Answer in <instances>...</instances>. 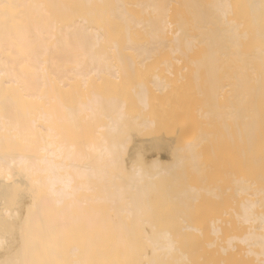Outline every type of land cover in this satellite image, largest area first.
Returning a JSON list of instances; mask_svg holds the SVG:
<instances>
[{
  "label": "bare ground",
  "instance_id": "1",
  "mask_svg": "<svg viewBox=\"0 0 264 264\" xmlns=\"http://www.w3.org/2000/svg\"><path fill=\"white\" fill-rule=\"evenodd\" d=\"M0 264H264V0H0Z\"/></svg>",
  "mask_w": 264,
  "mask_h": 264
},
{
  "label": "rangeland",
  "instance_id": "2",
  "mask_svg": "<svg viewBox=\"0 0 264 264\" xmlns=\"http://www.w3.org/2000/svg\"><path fill=\"white\" fill-rule=\"evenodd\" d=\"M199 99L202 100L201 98H199ZM196 105H197V104H195V106H196ZM194 108H195V107H194ZM194 108H193V109H194ZM195 110H197V109H194V110H191V111H193V113H194ZM188 111H189V110H188ZM191 111H189V112H190V117H191V114L193 115V113H191ZM196 112H197V113L199 112V114H200L201 110H197ZM196 112H195V113H196ZM195 113H194V117H195ZM201 113H202V112H201ZM201 115H203V113H202ZM190 117H189L188 120H190V119H191V121L193 120V123H194V125H195L194 128H195L196 126L199 127V125H201V124L203 123V122H202L201 124H199L200 122H199V119L197 118V116H196V119H193L194 117H193V118H190ZM199 118H200V116H199ZM202 118H203V117H202ZM197 119H198V120H197ZM202 120H203V119H202ZM202 120H200V121H202ZM194 121H196L197 124H195ZM161 162H162L163 164H167L168 161H167V162L161 161ZM169 162H170V160H169ZM168 164H169V163H168Z\"/></svg>",
  "mask_w": 264,
  "mask_h": 264
}]
</instances>
